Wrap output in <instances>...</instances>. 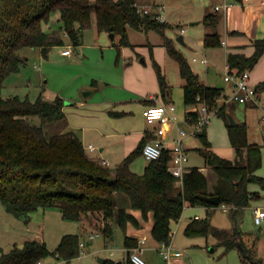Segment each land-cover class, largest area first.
Wrapping results in <instances>:
<instances>
[{
  "label": "trees",
  "instance_id": "obj_1",
  "mask_svg": "<svg viewBox=\"0 0 264 264\" xmlns=\"http://www.w3.org/2000/svg\"><path fill=\"white\" fill-rule=\"evenodd\" d=\"M136 3L138 0H0V200L9 214L28 222L32 212L39 208L57 206L63 217L70 220H81L88 212L95 218L103 217V232L110 237L114 231L111 221L123 229L131 221L139 225L133 213L118 205L119 194L124 193L131 206L141 209L146 217L153 212V236L160 243H169L173 237L172 222L180 219L186 203L209 208L218 206L200 199L201 194L219 195L221 203L233 204L236 212L260 195L251 191L249 185L259 183L264 188V176L256 172L262 162L261 146L249 140L246 124H230L227 111L231 112L232 104L227 106L226 102H218L223 88L202 83L199 74L170 38L166 37L164 44L169 55L179 64L185 104H198L200 97L211 109L217 108V114L225 118L231 144L238 156L232 160L214 152L207 136L208 125L204 126L197 135L203 143L198 150L211 166L213 176L193 166L184 174L182 185L177 186L176 177L169 170V149H165L159 159L149 161L143 173L135 172L131 163L142 154L150 135H145L138 146L112 169L87 154L75 131L64 128L51 134L46 131L47 123L55 122L59 126L66 118L62 97L47 100L40 95L30 100L19 95L2 96L6 78L26 64L20 50L40 48L43 56L48 57L53 46L65 44L64 34L44 28V22H49L56 11L60 12L62 30L74 46L82 43L84 31L91 27L94 15L99 32L115 34V45L117 36L120 44L132 45L129 26L165 34L168 24L158 19L155 11L141 13ZM205 20L210 22L213 31L205 34L204 45L222 46L221 35L215 30L217 13L206 14ZM252 44L254 51L251 55L240 51L228 53L227 64L237 74L252 69L263 55L264 37L254 39ZM154 67L161 95L167 100L169 85L166 76L156 60ZM256 88L264 89V80ZM31 115L40 116L41 123L31 124L28 121ZM186 116L192 120L197 113L191 109ZM210 216L211 210H208L206 217L191 220L185 233L189 236L213 233L227 250L239 249L243 264H264V260L254 257L238 229L215 228ZM80 240L78 234L68 233L63 235L54 250H50L45 241L37 239L27 240L23 246L15 245L8 252L0 247V264H32L49 254L70 260L80 255ZM138 244L137 237L126 235L128 257L121 260L122 264H135L130 253ZM103 264H117V261L105 258Z\"/></svg>",
  "mask_w": 264,
  "mask_h": 264
},
{
  "label": "rangeland",
  "instance_id": "obj_2",
  "mask_svg": "<svg viewBox=\"0 0 264 264\" xmlns=\"http://www.w3.org/2000/svg\"><path fill=\"white\" fill-rule=\"evenodd\" d=\"M154 1L165 5L163 11L164 13L166 11L171 22L165 21L168 24L167 28L164 29L165 34L154 29L150 31L136 30L129 26L130 40L133 45L127 47L120 44L119 36H117V44L115 45L108 34L98 31L94 15L91 27L84 31L83 44L85 46L79 47V54L74 51L73 57L62 56L58 47L51 49L48 57H44L38 48L27 47L20 50L19 54L26 57L27 63L19 72L11 73L6 78L1 91L2 96L19 95L21 98L28 97L30 100H35L40 95L49 100L56 96L62 97L65 106H67L68 118L73 124H76V133L83 139L85 145L92 143L97 147V151L88 150L87 153L98 154L99 147L102 144H107V149L103 154L109 156L110 167L114 169L124 157V152L127 151L129 154L134 149L135 135L132 130L143 129L147 126L141 109V103L144 101H141L139 94H126L120 86L126 72L125 69L131 67L127 71L130 78L141 81L143 79V82L137 81V91L142 90L143 87L153 91L160 87L157 71L154 67V61L157 60L169 85L168 97L170 96L171 102L176 106V114L181 117L179 125L189 129L183 117L186 111L193 109L194 106L186 105L184 102L182 87L184 80L177 60L168 53L164 44L165 38H170L175 46H178L177 48L184 53L202 82L224 87L229 91L227 82L224 80L227 47L222 45L209 49L200 43L207 32L213 31L210 22L205 20V16L208 13H217L218 23L215 30H218L217 32L221 33V38L224 39L227 37L225 25H230L232 20H236V29H238L241 26L239 18L243 16L241 23L244 26L246 21L244 10L250 9V5L262 7V0H229L237 9H240V14L236 12L234 6L225 10H215V5L220 4L223 0ZM231 9L234 10L233 14ZM227 15L229 16L228 20ZM192 21H200V23L192 25ZM61 24L60 12L56 11L52 14L49 22H44V28L50 32H62ZM260 25L264 26V20ZM182 28L185 31L181 33L180 29ZM240 31L243 35H248L245 28ZM181 34H184L188 45L176 41ZM230 34H234L233 31ZM63 37L65 43L70 42L65 38L66 36ZM70 44L71 48L74 49L71 42ZM96 45H100L99 48H96ZM204 53L211 61L209 67L200 63V58ZM262 56L250 69L252 80L257 78L259 80L262 78L261 76H264V56ZM76 57L79 59V64L71 63ZM194 57L199 60L195 61ZM143 58L145 62L141 61ZM94 80L97 81L98 90L94 92L92 98H84L82 84ZM258 94L257 105L250 106L240 102H236V104L226 102V104L227 106L232 104L230 109L236 121L239 124L247 125L249 140L261 146L262 162L256 172L264 176V89L259 88ZM123 98L130 100L127 104L129 113H124L122 107L113 102L114 99ZM138 99L141 103L138 102ZM88 101H102V103L91 106ZM80 102L85 103L81 104ZM219 103H223V99ZM28 121L31 124L39 125L41 118L38 115H31L28 116ZM61 125L58 126L55 122H49L45 129L51 134L64 128V125ZM110 132L116 134L106 137L105 134ZM123 132L129 135L126 140L119 136ZM207 136L217 152L235 154L226 121L222 115L213 116L207 126ZM110 143L115 144L111 146ZM186 143L192 146L186 165L199 168L208 166L205 158L198 150L203 147L200 138L198 136L188 137ZM148 162L142 154H138L131 163V168L135 172L142 173ZM207 173L211 175L214 172L209 170ZM252 187L258 190L260 195L252 199L248 206L240 208L237 212L235 211L236 208L215 206L212 208L210 222L213 227L220 229H238L244 242L251 248L254 257L258 260H264V221L261 224H256L253 212L255 207L264 208V188L259 183H253ZM129 201V197L121 193L120 205L124 206L127 203L126 209L135 214L141 227L131 221L123 229L118 223H115L114 234L109 238L103 232L104 226L97 220H94V225H91L85 222L86 219L82 221L65 219L57 206L35 210L31 214L30 222L25 223L24 220L9 214L0 200V247L3 248L4 252H8L15 245L23 246L25 240L39 239L43 236L48 248L54 250L63 235L75 233L86 241V246L80 248L82 258L79 260L78 257H74L70 259L69 264H101L98 261L99 257L112 258L115 261L126 260L128 251L125 249V237L135 231L141 232L147 237L145 243L142 244L144 249L142 256L147 264H167L160 253L159 246H157L158 242L152 234L155 221L153 212H149L146 217L141 209L133 208ZM196 215H199L198 218H204L206 216L205 207L186 206L179 223L174 222L173 225L175 233L171 243L175 248L185 252L186 260L190 264H243L239 249L227 250L222 244L216 245V238L213 233L196 236H189L185 233L187 224L195 219ZM95 232L100 235L89 240L90 233ZM212 246L215 247V251L210 252L209 249ZM111 251H114L115 254L111 255ZM56 258L55 255L49 254L44 257L43 262L44 264H58Z\"/></svg>",
  "mask_w": 264,
  "mask_h": 264
},
{
  "label": "built area",
  "instance_id": "obj_3",
  "mask_svg": "<svg viewBox=\"0 0 264 264\" xmlns=\"http://www.w3.org/2000/svg\"><path fill=\"white\" fill-rule=\"evenodd\" d=\"M138 8V11L141 13H150L152 10L162 11L164 5H157L156 7H149L147 5H141L139 3L135 4ZM232 5V2L229 0H223L220 4L215 5V10L219 11L222 9H227ZM154 8V9H152ZM163 13H158V19H164ZM73 52L71 46L65 47L62 49V54L71 55ZM203 63H207V59H202ZM224 79L230 83L232 87L231 94L225 99V102H240L246 103L250 100H256L257 97V88L256 86L250 83V70H245L241 74H237L235 70H232L231 67L227 64L225 70ZM199 103L193 105L194 111H196L197 116L190 120L188 118L189 129L179 125V116L176 114V106L174 103H156L148 105L144 111L145 118L147 123L152 127V130L148 131L150 138L146 141L143 146L142 155L148 160L159 159L164 150L167 149V144L169 140L167 139L170 130L175 127L176 134L172 137V147L169 148L170 151V161H169V170L176 177V185L181 186L183 183L184 174L189 171L188 166L186 165L189 160V146L186 143L188 137H197L198 133L203 129L204 126L208 125L213 116L217 114V108L211 109L208 104L200 100L198 97ZM88 150H95L93 144H88L85 146ZM103 165H108L109 162L105 159L100 161ZM219 205L224 208H235L233 204L229 203H220ZM254 221L256 224H261L264 221V208L255 207L254 210ZM99 236V233H91L88 238L94 239ZM146 237L139 239L138 246L131 249L130 258L135 264H147L143 258V247L141 244L145 243ZM80 248L86 246V241L80 240ZM114 254V251L110 252ZM160 253L163 258L166 260L167 264H188L184 253L175 248L171 242L163 243L160 248ZM32 264H44L42 259L35 261Z\"/></svg>",
  "mask_w": 264,
  "mask_h": 264
},
{
  "label": "crops",
  "instance_id": "obj_4",
  "mask_svg": "<svg viewBox=\"0 0 264 264\" xmlns=\"http://www.w3.org/2000/svg\"><path fill=\"white\" fill-rule=\"evenodd\" d=\"M139 1H141V0H138V3L139 4H141V5H147V6H150V7H156L157 5H164V4H161L160 2H156V1H154V0H142V2H139ZM151 2V3H147V2ZM262 7H260V6H255V5H250V9H245L244 10V15H245V17H246V21H245V25L243 26V24L241 23V18L243 17H240V16H238V17H240L239 18V24L241 25L239 28H238V26H237V28L239 29H236V20H232L231 21V24L230 25H228V24H226L225 25V32H226V35H227V37L226 38H224V39H222V41H223V46H226L227 48V57H228V53L229 52H231V51H240V52H243V53H245L246 55H251L252 54V52L254 51V46H253V44H252V41L254 40V39H257V38H262V37H264V26H262V25H260L261 23H263V20H264V0H262ZM234 5L232 4L231 6H229L228 8H230V7H233ZM234 7H236V6H234ZM227 8V9H228ZM164 9H165V5H164ZM163 9V10H164ZM157 11V10H155V13H163L162 15H163V17H164V19H161L162 21H168V22H170L169 21V19H168V16H167V13H166V11H165V13H164V11ZM225 10V9H224ZM234 10L233 9H231V13L233 14L234 12H233ZM236 12L237 13H241V11H240V9H237V7H236ZM229 19V16L227 15V20ZM171 23V22H170ZM199 23H200V21H199ZM196 24H198V23H196ZM192 25H194V24H192ZM243 28H245L246 29V31H247V34L248 35H243V33H242V31H240V30H242ZM136 30H144V29H136ZM181 30V33L182 32H184L185 31V29L184 28H182V29H180ZM237 30V31H236ZM128 31H129V38H130V29H129V27H128ZM148 31H150V30H148ZM218 31V30H217ZM231 31H233V33L234 34H230V32ZM256 31H257V34H256ZM62 34H64V36H66L65 38L66 39H68L69 40V38L67 37V35H66V33H64V31L62 30V32H61ZM105 34H108V36L112 39V37L110 36V33L109 32H104ZM262 33V34H261ZM220 35H221V33H219ZM183 37H184V41H185V43L183 44V45H188L187 44V41L185 40V36H184V34H183ZM112 41H114L113 39H112ZM131 41V40H130ZM176 41L177 42H179L177 39H176ZM84 37H83V41H82V43L80 44V45H78V46H74L73 44V46H74V49H72L73 50V52H72V54L74 53V51L77 53V54H79L80 52H79V47H82L84 44ZM132 43V42H131ZM179 43H181V42H179ZM196 43V42H195ZM200 43L204 46V47H206L205 45H204V37L201 39V41H200ZM178 44V43H177ZM197 44H198V41H197ZM133 45V44H132ZM68 46H71V44H70V42L69 43H65L64 45H61V46H53L51 49H53V48H56V47H58V48H60V54L62 55V56H69V57H73V55L71 54V55H64V54H62V49L63 48H65V47H68ZM85 46V45H84ZM97 47L96 48H99V46L100 45H96ZM199 46V45H198ZM128 47V46H127ZM178 47V46H177ZM208 48V47H207ZM32 49H37V48H35V47H32ZM38 49H40V48H38ZM209 49H210V47H209ZM51 51V50H50ZM50 51H49V53H50ZM49 56V55H48ZM263 56H264V53H263ZM262 56V57H263ZM26 58V57H25ZM204 58H206L207 59V63H203L202 62V59H204ZM195 61L197 60H199L197 57H194L193 58ZM141 61H143V62H145V59L143 58ZM157 61V60H156ZM158 62V61H157ZM27 63V62H26ZM71 63H73V64H79V59H78V57H76V59H74L73 61H71ZM200 63L201 64H204L206 67H209V65H210V63H211V61H210V59L207 57V55L204 53V54H202V56H201V58H200ZM226 65H227V60H226ZM226 65H225V68H224V76H225V70H226ZM129 68H131V67H127L125 70H126V72H125V74H124V76H123V79H122V83H121V88L122 89H124V91H125V93L127 94V93H131V94H139V97H140V99H141V101L143 100L144 102L143 103H141L140 101H139V99H138V102L139 103H141V109H142V116H143V118L146 120V118H145V115H144V111H145V109H146V107L148 106V105H151V104H156V103H161V102H166V103H172L171 102V99H170V96L167 98V100H164V98L162 97V95H161V89H160V87L159 88H157V89H155V90H153V91H149L148 90V88H144L143 87V89L142 90H140L139 89V91H137L136 90V86H137V81L139 82H143V79H142V81L141 80H135V79H133V78H130V75L127 73V71H128V69ZM262 78H259V80H258V78L257 79H255V80H252V78H251V72H250V83L252 84V85H254V86H257V84L259 83V82H261L262 80H264V76H261ZM225 80V79H224ZM201 81V80H200ZM226 81V80H225ZM156 82V81H155ZM157 82H158V80H157ZM202 82V81H201ZM227 82V81H226ZM159 83V82H158ZM184 83V82H183ZM183 83H182V87H183ZM202 83H204V84H207V85H212V84H208V83H205V82H202ZM160 85V84H159ZM212 86H215V85H212ZM227 87L229 88V91H227L224 87H222L223 88V95L219 98V100H218V102L221 100V99H223V102H225V99L228 97V95L229 94H231V92H232V87H231V85H230V83L229 82H227ZM90 88H93L94 90H93V92H92V94L91 95H89V96H85L83 93H82V95H83V97L84 98H92V96L94 95V92H96V90H98V84H97V81L96 80H94V81H92V82H84L83 84H82V91L84 90V89H90ZM136 92H139V93H136ZM54 99V98H53ZM53 99H50V100H53ZM47 100H49V99H47ZM258 100H259V94H258V91H257V97H256V100H250V101H247L246 103L248 104V105H250V106H253V105H257V102H258ZM130 100H129V98H123V99H114V103H118V105L119 106H121L122 107V111L124 112V113H129V106H127V104H128V102H129ZM89 102V105H91V106H97L98 104H100V103H102V101L100 102V101H88ZM81 104H84L85 102H80ZM221 104V103H220ZM233 104H236V102H233ZM66 107L67 106H65V103H64V107H63V110H64V112H65V114H66V118L65 119H63L62 121H60V122H62L61 124L62 125H64L63 127H64V129H66V130H73V131H75V128H76V124H73L72 122H71V120L68 118V115H67V112H66ZM192 110H194V107H193V109ZM187 112V111H186ZM179 116V115H178ZM179 119H181V117L179 116ZM263 119H264V116H263ZM183 120H184V122L185 123H187V125L189 124L188 123V117L186 116V113H185V115H184V117H183ZM146 122H147V120H146ZM179 122H181V120H179ZM59 124V123H58ZM179 124V123H178ZM61 125V126H62ZM182 126V125H181ZM152 127L147 123V126H145L143 129H138V128H136V129H134V130H132L134 133V135H135V138H134V141H133V143H134V149L138 146V144H139V142H140V140L145 136V135H149L148 134V131L149 130H152L151 129ZM76 132V131H75ZM113 134H116V133H113V132H110V133H106L105 134V136L106 137H109L110 135H113ZM176 134V129H175V127H173L171 130H170V132H169V134H168V137H167V139L169 140V143L167 144V149H169V148H171L172 147V142H171V139H172V137L174 136ZM119 136H121L122 138H125V140H126V138H128L129 137V135L128 134H125V132H123V133H121ZM123 140V139H122ZM82 141H83V139H82ZM122 142V141H121ZM83 143H84V146H87L88 144H92V143H88L87 145H85V142L83 141ZM111 144V146L112 145H114L115 143H110ZM94 145V144H93ZM95 146V145H94ZM189 146V150H190V153H191V149H192V146H190V145H188ZM96 147V146H95ZM106 149H107V144H102L100 147H99V152H98V154H95V155H91V154H88L90 157H92V158H94V159H96L98 162H100L102 159H105V160H107L108 162H109V164H108V166L110 167V158H109V156L108 155H106V154H103V153H105V151H106ZM133 149V150H134ZM211 149L214 151V152H216L217 154H219V155H221V156H224V157H227V158H230V159H232V160H235V159H238V156H237V153H236V151H235V154H233L232 152L230 153V154H223V153H221V152H217L214 148H213V145H212V147H211ZM235 149V148H234ZM132 150V151H133ZM86 151H88V149H86ZM89 151H91V150H89ZM94 151H97V147L95 148V150H92L91 152H94ZM125 154H124V157L122 158V160L128 155L127 154V151H125L124 152ZM143 156V155H142ZM144 157V156H143ZM145 158V157H144ZM146 159V158H145ZM121 160V161H122ZM147 160V159H146ZM120 161V162H121ZM119 162V163H120ZM118 163V164H119ZM118 164H116V166L118 165ZM208 165V164H207ZM146 167V166H145ZM188 168L190 169L191 168V166H188ZM205 174H207L208 176L210 175V173H207V172H209V170H212L211 169V166L210 165H208V166H206V167H202V168H200ZM144 170H145V168H144ZM207 171V172H206ZM144 172V171H143ZM142 172V173H143ZM138 173V172H137ZM211 175L213 176V173H211ZM252 185H253V183H251L250 185H249V189L251 190V191H257V192H259L258 190H255V189H253V187H252ZM120 198H121V194H119V197H118V205L120 206V207H125V208H127V203L124 205V206H121L120 205ZM126 200V199H125ZM130 202V201H129ZM251 202V201H250ZM250 204V203H249ZM186 206H204L205 207V209H206V216L208 215V210H211V214H212V208H209V207H207V206H205V205H191V204H189V203H186V205H185V207ZM134 214V213H133ZM135 215V214H134ZM198 216L199 215H196V218H198ZM205 216V217H206ZM85 220V222H88L89 224H91V225H94V223H92L91 221H89L86 217H84V218H82L81 219V221L82 220ZM93 219L94 220H97L98 221V223H101L103 226H104V222H105V220L103 219V217L100 215L99 216V218H95V217H93ZM181 219V218H180ZM179 219V220H180ZM179 220H177V221H173L172 222V228H173V225H174V222L177 224V223H179ZM30 222V220L28 221V222H25V223H29ZM190 222V221H189ZM111 223H112V226L114 227V224L116 223L115 221H111ZM97 225V224H96ZM138 227H141L140 225H138ZM215 228H217V227H215ZM218 229H220V228H218ZM227 230V229H226ZM229 231H232V230H229ZM174 233H175V231H174V228H173V235H174ZM91 234V233H90ZM95 234H97V232H95ZM113 234H114V231H113ZM113 234H112V236H113ZM100 235V234H99ZM129 235H131V236H135V237H137L138 239H140V238H142V237H146V236H144V235H142L141 234V232H135V231H133L132 233H130ZM112 236H110L109 238H111ZM215 236V235H214ZM98 237V236H97ZM96 237V238H97ZM147 238V237H146ZM173 238V237H172ZM215 238H216V245L217 244H222L221 242H220V239L217 237V236H215ZM95 239V238H94ZM28 240H30V239H28ZM37 240H41V241H45L44 240V238H43V236H41V237H39V239H37ZM89 240H91V239H89ZM25 241H27V240H25ZM46 242V241H45ZM158 242V241H157ZM162 244L163 243H160V242H158V245L157 246H159L158 248H159V250H160V248H161V246H162ZM223 245V244H222ZM141 246H142V244H141ZM225 246V245H224ZM143 247V246H142ZM125 249H127V247L125 248ZM211 249H213V250H211ZM127 251H128V249H127ZM183 253H184V255H185V257H186V254H185V252L183 251V250H181ZM209 251L210 252H213V251H215V247L214 246H212L210 249H209ZM111 254V253H110ZM114 254H115V252H114ZM114 254H111V255H114ZM55 257H57L56 258V260H57V263L58 264H69L70 263V261L71 260H67V259H65V258H63V257H60V256H55ZM82 258V256L81 255H79L78 256V259L80 260ZM44 258H42V260H43ZM187 262H188V264H190V262L187 260Z\"/></svg>",
  "mask_w": 264,
  "mask_h": 264
},
{
  "label": "water",
  "instance_id": "obj_5",
  "mask_svg": "<svg viewBox=\"0 0 264 264\" xmlns=\"http://www.w3.org/2000/svg\"><path fill=\"white\" fill-rule=\"evenodd\" d=\"M196 23H199V21H192L191 22V24H196ZM110 36L112 37L113 40L115 39V34L113 32L110 33ZM177 40L179 42L183 43V44L185 43L183 34L179 35L177 37ZM93 90H94L93 88L84 89L83 90V94L85 96H89V95L92 94ZM227 113H228V118H229L230 124L231 125H235L237 123V121H236L234 115L230 111H227ZM199 197L203 201H206V202L211 203V204L219 205L221 203V198H220L219 195H214V194H201ZM84 215H85V217L89 221H91L92 223L94 222L93 216L90 213L86 212ZM211 250H213V249H211ZM104 259L105 258H103V257H99L98 258V261L101 264H103L104 263ZM117 264H122V261L121 260L120 261H117Z\"/></svg>",
  "mask_w": 264,
  "mask_h": 264
}]
</instances>
